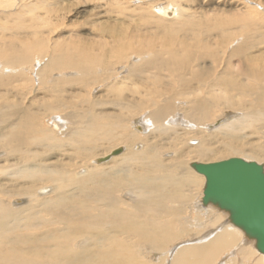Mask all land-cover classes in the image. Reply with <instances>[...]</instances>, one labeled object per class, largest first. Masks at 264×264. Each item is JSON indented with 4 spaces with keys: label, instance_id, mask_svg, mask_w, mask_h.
I'll list each match as a JSON object with an SVG mask.
<instances>
[{
    "label": "rangeland",
    "instance_id": "374dc122",
    "mask_svg": "<svg viewBox=\"0 0 264 264\" xmlns=\"http://www.w3.org/2000/svg\"><path fill=\"white\" fill-rule=\"evenodd\" d=\"M168 1L0 0V82L2 83L0 86V107H2L0 115H6L4 119H0L1 137L4 139L5 134H9L11 126L15 128L18 126L14 131L19 132L17 140L11 145L14 147V154L10 153L7 156L6 148L0 147V159L2 160H0V164L6 168L0 174V182L4 183V187H9L10 175L8 173L14 167L22 170L29 167L31 170L30 173L28 170L22 171L17 176L21 189L28 187L35 180L50 181L37 186L36 189L42 188L39 191L35 189L32 197L24 193L26 191H22L19 196L10 194L4 196L7 208L10 209V216L0 222V264H63L62 256L55 254L59 248L67 247L63 240H68L69 245L72 244L70 247L78 245L77 250H80L76 254L77 260L74 254L66 256V264H76V262L84 264L86 261H89L90 264H97L93 258L101 254L100 244L92 241L87 233L78 234L74 239H70L71 235L68 231L75 229L77 224L69 220L67 213L57 214L55 212L63 211L64 209L59 207L65 202H71L78 204L81 212L92 213L88 207L91 202L86 200V207L80 199H77L79 196L70 198L72 192L80 191L93 197V195H99L100 192L105 191L112 194L116 206L127 211L129 210L128 206L133 211L134 207L142 204L137 200V193L133 190L132 178L125 174L127 171L125 166L128 165L126 158L119 156L109 161L111 157L105 163H95L97 158L106 156L117 147L125 149L128 144L98 141L101 146L95 150V155L76 154L75 145H72L73 142L70 139L71 130L73 127L80 126L83 117L82 123L90 115H126L123 123L125 125L113 129V132L119 133V129H125L123 132L126 134L138 133L141 138L138 134L135 135L136 139L139 138L134 143L136 151H143L150 141L151 144L160 147L158 156L153 157L154 159L144 155V159L142 155L140 158L137 157L138 164H136L135 171L141 174L137 183L143 182L147 187H149L148 184L152 185L155 182L159 185L160 181L149 178V174L153 173V176L158 180L166 174L169 168H173L174 164L179 177L184 179L187 175L192 177L194 175L197 179L191 185L181 184L179 195L183 198L175 201V206L181 205L179 212L175 213L173 208H170L158 215L159 220L156 222L158 223V233L152 228L140 226L145 221V211L136 214L140 215L136 220L131 221V225L136 229H142L136 230L141 237L132 235L127 244L132 256L131 264H169L172 250L177 246L189 243H197L202 246L203 244L199 243L200 240L212 234L224 223H228L225 213L212 205H207V210H204L201 198L205 180L203 176L189 167V163L193 161L214 162L231 157H241L264 164V121L255 125L257 129L255 126H251L236 132L235 138L232 140L223 134L225 128L217 127V124L229 121L234 116H240L239 108H226L216 101V104H212L204 110L201 108L196 110L200 121L196 123L190 119V112H195L193 111L194 102L199 103V101L193 97H191L193 102L180 97L175 99L174 103L171 101L174 106L171 113L173 116L171 126L165 125L162 132L152 131L151 122L146 119L155 106L141 103L142 99H146L144 94L142 95L144 93L142 90H144V86L149 85L146 75L153 74L149 70L152 68V64L166 59H172L170 61L174 63L176 60L181 61V55L174 58L168 55L166 42L177 45L182 37L188 36L189 38L197 35L195 33L208 34L205 41L209 45V49L206 51H213L210 56L212 60H215L214 54L218 58L216 63H211L212 60H208L203 64L211 71V74L214 69L217 72L230 69L229 71L234 74L240 68L246 69L247 65L242 68L240 61L229 55L233 46H238L246 41L245 50L248 53L250 51L254 53L250 52L247 55H251L257 60L254 61V68L255 70L259 68L256 71L264 75V0H179L178 4L187 14L182 19L177 18L170 23L162 20H171L168 19L169 17L154 13L153 9L155 3L166 5ZM185 19L189 21L183 22ZM181 23L186 24L182 26ZM178 26L180 29L177 28ZM249 43L251 48L248 46ZM155 49L156 51H153ZM247 51L244 53L246 54ZM140 52H143V57L138 54ZM157 52L160 55L157 56ZM147 54H153V58ZM67 55L72 60V66L65 62L68 59ZM156 56L159 60H155L153 63ZM79 62L84 68L76 67ZM94 63L95 65H93ZM164 73L166 74V71ZM222 86L224 91L229 88V85L224 83ZM138 89L141 95L138 93ZM132 90L137 92L134 93ZM159 96L162 97L160 94ZM156 98L158 97L155 95L154 101ZM160 98L158 102L162 105L163 102ZM205 110L210 111L209 116H202L206 115ZM181 116L183 117L181 118ZM54 120L61 127L59 130L51 129L50 123ZM137 120L144 122V125H138L140 126L139 130L133 126ZM11 122L13 125L10 124ZM21 122L23 123L19 127ZM38 128H43L44 134L48 132L47 139H42V132ZM225 141L226 143H224ZM66 142L67 144H65ZM145 143L147 144L145 145ZM208 143L210 144L208 145ZM232 144L240 145L242 151L222 150ZM200 145L209 149L207 156L200 158L196 156L195 151ZM73 154L77 156L75 157ZM153 160L158 163V167L151 165ZM108 161L109 163H106ZM5 163L6 165H4ZM32 164L38 165L35 168L36 171H32ZM41 166L49 168V171L41 172L39 170ZM58 168L63 169L64 173L61 171L59 173L61 177L66 178L68 175L69 178L76 180L77 187L64 195L66 197H63V200H68L62 204L57 198L55 202L36 205L35 200L43 197L41 195H54L50 193L53 192L52 189L56 185L51 184L50 179L58 177ZM54 169L56 173L53 171ZM177 185L174 184L175 189ZM165 190H169V194L177 193L173 189ZM147 197L146 205L156 203L157 198L153 194ZM25 198L28 202L24 200ZM12 199H15L13 203H11ZM169 200L170 198L167 199V204L172 206L174 203H170ZM32 202H34L33 208ZM11 204L21 207H13ZM26 204H28L27 207L23 206ZM174 208L175 211L178 210L176 207ZM217 213H221L225 218L222 219ZM60 217L65 219L62 220ZM147 220L153 221L152 219ZM66 224L68 231L62 238L60 232L66 231L63 230ZM169 227L171 230L168 233L164 229ZM48 229L56 230L57 238L55 240L48 239ZM243 239H246L244 235ZM197 244L194 245L198 246ZM233 248L232 253L236 247ZM258 254L260 253L255 250L251 257L256 258L259 256ZM227 256L228 252L222 254L221 258L225 259ZM193 260L196 262L197 258ZM236 260L237 258L234 264Z\"/></svg>",
    "mask_w": 264,
    "mask_h": 264
},
{
    "label": "bare ground",
    "instance_id": "6f19581e",
    "mask_svg": "<svg viewBox=\"0 0 264 264\" xmlns=\"http://www.w3.org/2000/svg\"><path fill=\"white\" fill-rule=\"evenodd\" d=\"M186 1H188V0H186ZM178 3H179V0H170V1H168V3L166 5H160V4L155 3L153 5V9L155 10L154 13L156 12L158 14L169 17L168 19H171V20L162 19V20L167 21L169 23H170V21L177 19V18L182 19V17L187 13H185V10ZM181 19H179V20H181ZM164 21H163V23H164ZM188 21H187V19H185L183 22H188ZM174 22H176V21H174ZM185 24L186 23H183L182 26H185ZM164 26H166V25H164ZM177 28H179V26ZM201 28L203 29V27H201ZM223 28H224V26H223ZM221 29H222V27H221ZM222 32H223V30H222ZM195 34H197V35L190 36L189 38H188V36L182 37L177 45L176 44H169V42H166V46H167L166 51L168 52V55L170 57H173V58L179 57L181 55V58H180L181 61L176 60V62L174 63V62L170 61L172 59H166V60H162V62L155 63V64L151 65L152 68L149 70H151L150 73L153 72V74H151V75L147 74L146 75V81H148L149 87L144 86V90H142V91H144V93H142V95L144 94L146 99H142L141 103H147L149 106H153V107L155 106V108H152L150 114L148 115L149 117L147 116L148 119H146V121L151 122L152 131L153 130H157L159 132L164 131L165 125L171 126V124H172L171 122L173 121V119H172L173 116L171 113L174 110V108H173L174 107L173 106L174 100L177 98H180V97H184V99H187V100L193 102V100L191 98V97H193V98H196V100H198L199 103L194 102L195 105L193 107V111H195V112L194 113L190 112V115H191L190 119L197 123L199 121V116H197L196 110L198 108H201L204 110L206 107L208 108L212 104H216L217 103L216 101H218V102H220V104L226 106V108L227 107L228 108H230V107L231 108H239L238 111L241 112L240 116H238V117L234 116V118L230 119L229 121L220 122L219 124H217V127H220V128L224 127L225 129H224L223 134L226 137H228L229 139L233 140L235 138L236 132L242 131V130L249 128L251 126L253 127L258 122L264 121V103H262V102H264V75L256 71L259 68L256 70L254 68V66H255L254 61H257V60H255V58L252 57L251 55H247V54H250V52H252V51H250L248 53V51L245 50L246 49L245 46L247 47V44L245 45L246 41H244V42L240 41V42H242L241 44L239 43L240 45L233 46L234 48H232V50H230V54H229L231 57L237 58V61H240L239 63H240V66L242 68H243V66L247 65L246 69L243 68V70H242L240 68L239 71H237L235 74L232 73L231 71H229L230 69L226 70V71L222 70V71H218V72L214 69L213 70L214 72L211 74L210 73L211 71H209L203 65L208 60H212L210 58V56L212 55L213 51L212 50L206 51V49H209V47H208L209 45L205 41V38L208 34L207 33H202V34L201 33H195ZM220 37H222V36H220ZM221 39H223V37ZM167 40H168V38H167ZM226 42H227V40H226ZM248 46L250 47V43ZM123 47H124V45H123ZM120 49H121V47H120ZM153 51H156V49ZM245 51H247L246 54L244 53ZM167 52H165V53H167ZM179 52H182V54H184V55L179 54ZM145 53H146V51H145ZM158 53L159 52H157V56L160 55ZM23 54H25V53L23 52ZM119 54H120V52H119ZM138 54H140V56L142 55V57H143V52H140ZM147 55H150V54H147ZM154 55H155V53H154ZM91 56H89V57L92 58ZM169 56H167V57H169ZM67 58L68 59H66L65 62L68 64H71V66H72V60H70L69 56ZM150 58H153V54L150 55ZM214 59L215 60H212L211 63H216V61H218V58L215 54H214ZM155 60H159V58L157 57L152 62L154 63ZM62 62H64V61H62ZM224 62H226V61H224ZM95 63L97 64V62H95ZM95 63L93 65H95ZM141 64H142V62H141ZM76 65H77L76 67H79V66H81V63L79 62ZM132 66H134V65H132ZM0 67H1V65H0ZM81 67L84 68L83 66H81ZM81 67H79V68L82 69ZM152 69H155V70H152ZM164 71H166V74L164 73ZM143 72H144V70H143ZM130 75H131V73H130ZM136 76H138V75H136ZM87 77H89V76H87ZM165 77H166V79L167 78L168 79L165 80L164 79ZM105 78H106V76H105ZM144 80H145V77H144ZM223 83L226 85H229V88L225 89V91H224V88L222 86ZM131 84H132V82H131ZM1 85H2V83L0 82V86ZM122 87H123V85H122ZM132 91L134 93L137 92L136 90L135 91L132 90ZM156 92L159 93L160 95H162V97L160 98L159 94H157ZM138 93H139V89H138ZM155 95L158 98H156L154 101ZM159 98L163 102L162 105H161V103L159 104V102H158ZM171 101L173 102L172 104H171ZM117 102L118 101H116V103ZM114 105H117V104L114 103ZM130 107H131V105H130ZM121 108L124 109L123 107H121ZM1 109H2V107H0V110ZM190 111H192V109H190ZM209 112H210L209 110L208 111L205 110L206 115H202V116H209L208 115ZM175 114H177V113H175ZM5 116L0 115V119H4ZM182 117L183 116H181V118ZM125 118H126V115H115L114 114V115H90V117L85 119L83 121V123H82V119H81L80 126L78 125L75 128L73 127V130H71L72 135H71L70 139H71V142H73V144L71 142L70 143L72 145H75L74 148H76V151H77L76 154L77 155L80 154L82 156H87V155L93 156V155H95V150L99 146H101V145H99L100 142H98V141H101L102 143H103V141H107V142H110L111 144H119V143L128 144V146H126V147L123 145L125 147V149L122 147L123 148L122 152L120 154H118V156L112 157L109 161H111L112 159L117 158L119 156L127 159L128 165L125 166V168L127 170L125 172V174L132 178V181H133L132 187L134 188V189L133 188L132 189L134 190V192L137 193V200L140 203H142L141 205L134 203V204L138 205V207L135 208L133 206L134 209L132 211L131 208L127 204H125L129 208V210L127 211L122 207L116 206L115 199H113L114 197L111 196L112 194H108L105 191L100 192L99 195H93L94 200H93L92 196H88V194L81 193L80 191L72 192L70 198H75L76 196H79V198H77V199H80L81 202H83L86 207H87L86 200L91 202V203H89L88 207L90 208L92 213L88 214L86 212H81L79 210L78 204H74L71 202H65L68 199L63 200V197H66L64 195L69 190L72 191L73 188L77 187V185H76L77 182H76V180L69 178L68 175L67 176L65 175L66 178H62L63 176L61 177V175L59 173H60V171H61V173H64V172H63V169H59V168L57 169L58 170V172H57L58 177L55 175L56 178L53 179L50 176L51 177V179H50L51 184L54 183L56 185V187H53V189L51 188L53 192L50 194H54V195L45 196V194H44V195H41L43 197L37 198L35 200V203H37L36 205L48 204L51 202H55L57 198L60 199V201H61L60 204H62V202H65L64 205L59 207L60 209H64V210L59 211V212L55 211V212L57 214H60L61 212L67 213L69 220H72L75 224H77V227L71 231H68V227L66 224L63 228V230H66V231L60 232L61 237L63 238L67 231L71 235L70 239H74L76 235H78V234L81 235V233L82 234H86V233L89 234L90 239L92 241H95L96 243H99L101 246V251H100L101 254L96 255L93 258L97 264H131L132 256L130 254L129 246L127 244L129 243L132 235H135L137 237L138 236L141 237L136 230L142 229V228L136 229L135 227H133V225H131V221L136 220L137 216L140 215V214H138V215H136V214L139 212L145 211L146 214L145 213L144 214L146 215V218H145V221L143 223H141L140 226L143 228L147 227V228H152L154 230H157L158 223H156V222H157V220H159L158 215L160 213L165 212V210L170 209V208H173L175 213L180 211L181 205L178 204V206L177 205L175 206V201L177 199L181 200L183 198L182 196L179 195L181 184L184 183V185H191L192 183H194L197 180L194 175H193V177L191 175H187L186 178H184V179L181 178V176L179 177L177 175L178 171L176 172L177 169L174 168L176 165L174 164L173 168H169L167 170L166 174L162 178H160V179L158 178V180L155 176H153V173L149 174V178L155 179V181H160V183H159L160 186L157 185L156 182L153 183L152 185L148 184L149 187L145 186V183H143V182L137 183L140 180L139 175H141L135 171V168L137 166L136 164H138L137 157L140 158L144 155L147 158L148 157H151V158L155 157L156 158L158 156V152H159L160 147L158 145L151 144V141H150V144L145 143V145L146 144L147 145L143 151H136L135 150L136 144H134V143L137 141V139H139V138L136 139V137H135V135H137L138 133L133 134V135H132V133L126 134L123 132V130L125 131V129H123V130L119 129L118 130L119 133L113 132V129H116L119 127L121 128L125 125V124L123 125V123L125 122V120H124ZM167 118H169V119H167ZM128 121H130V120H128ZM176 121H178V120L176 119ZM22 123L23 122L19 123V127L21 126ZM10 124L13 125V122H11ZM50 124H51V129L59 130L61 128V127H59V125L57 124V122L55 120L52 121ZM142 124L144 125V122L142 120H137L136 124H134V125L132 123V125L138 130L140 128V126H138V125H142ZM145 125H146V123H145ZM149 125H150V123H149ZM61 126H62V124H61ZM173 126H176V125H173ZM197 126H196V128L199 127V126L198 127ZM256 127L257 126H255V129H257ZM17 128H18V126H16V128L14 126H11L9 128V134H5L4 139L1 137V131H0V147L6 148V155L7 156H9L10 153L14 154L13 153L14 147H12L11 145L14 141L17 140V135L19 132L16 133L14 131ZM38 129H39V131L42 132V139L46 138V136H47L46 134L48 132L46 134H44L45 130L43 128H38ZM195 130H197V129H195ZM50 133H49V135H50ZM194 133H198V132H194ZM142 137H144V136H142ZM140 138H141V136H140ZM142 139L144 140V138H142ZM208 140H210V139H208ZM224 143H226V141ZM240 143H242V142H240ZM65 144H67V142ZM76 144H77V146H76ZM209 144L210 143H208V145ZM80 145H82V146L80 147ZM225 145H227V144H225ZM200 146L195 151L196 156L199 158L207 156L209 154V149L207 147H204V146L200 147ZM68 147L69 146H67V148ZM132 148L134 150H131ZM222 150L229 151V152H231V151H234V152L235 151H242V147L238 144H236V145L232 144V145H230V147H226ZM72 152H73V150H72ZM160 153H161V151H160ZM258 153H260V152H258ZM255 154H256V152H255ZM144 156L142 157L143 159L145 158ZM252 156H253V154H252ZM7 159H9V158L7 157ZM14 160H15V158H14ZM109 161L106 163H109ZM6 163L4 165H6ZM190 163H189V167L191 169H193L190 166ZM12 164H14V163H12ZM178 164H179V162H178ZM151 165L154 167L159 166L155 160H153L151 162ZM92 166H93V164H92ZM36 167H38L37 164H35V165L32 164V171L33 170L36 171V169H35ZM4 169H6V168L0 164V174L5 171ZM55 169L53 171H55ZM27 170L29 173L31 172L29 167L26 170L16 169L14 167L12 169V171L8 173L10 175L9 176L10 177L9 187H4V183L0 182V222L2 221V219H5L6 217L10 216V213H9L10 209L8 210V208H7V205L5 202V197H4L5 195L10 194L12 196H19L22 191H26L24 193H27L30 197H32L37 186H39L40 184L43 185V184H46L47 182H50L48 180L43 181L41 179L35 180V181L31 180L32 183H30V185L28 187L26 186V188L21 189L20 186L18 185L17 176L19 175V173H22V171H27ZM39 170L44 173V172H48L49 168H45V167L41 166ZM34 173H36V172H34ZM55 173H56V171H55ZM53 174H52V176H53ZM47 175H48V173H47ZM33 176H34V174H33ZM201 176H203V175H201ZM77 179H82V178H77ZM174 184H178L176 189H175ZM41 188L42 187H39L38 189H36V191L37 190L39 191V189H41ZM148 188H151V189H148ZM165 189H167V190L173 189V191L177 192V193L169 194V192H168L169 190L166 191ZM41 192H42V190H41ZM41 192H40V194H41ZM150 194H153L157 198V201L153 205H146V200L148 199L147 196ZM38 195H39V193H38ZM38 195H36V196H38ZM81 198H83L84 200H82ZM169 198H170V200H169L170 203H172V204L174 203L172 206L167 204V199H169ZM26 199L27 198H25L24 200L26 201ZM13 200H15V199H12L11 203H13ZM26 202H28V200ZM33 204H34V202H32V208L34 207ZM11 205L13 207H21V206H17V205H13V204H11ZM23 206L27 207L28 204L23 205ZM174 207H176L178 210L175 211L176 209ZM204 210H207V207L206 208L204 207ZM210 213H212V212H210ZM217 214L220 215V217H222V219L225 217L227 219L226 213H225V217L222 216L221 213H217ZM207 215H210V214H207ZM60 219L63 220L65 218L60 217ZM147 219H152L154 222L148 221ZM164 230H167L169 233L170 232L169 230H171V229L169 227V228H166ZM156 232L158 233L159 231L157 230ZM113 233H115V234H113ZM242 234L243 233L241 232L240 229L234 227L233 225H231L229 223H227V224L224 223L219 229L213 231L212 234L204 237V239L199 241L200 244H203L202 246H199L197 243H194V244H197L198 246H195L194 244H191V243L177 246L174 250H172V253L170 255L169 264H234V261L236 258H237V260H236L235 264H264V255L263 254H261V253L258 254L259 256H257L256 258L251 257L256 250L255 248H253L254 247L253 241L252 240L249 241L248 239L247 240L243 239ZM56 236H57L56 230L54 231L53 229H48V239L49 240H51V241L55 240L57 238ZM63 241L65 242L67 247H64V249L59 248L58 250H56V252H55L56 256H62L63 264H66L65 263L66 262L65 257L68 255H71V254H74V257L77 260L76 254L80 251V250H77L78 245L77 246L73 245L72 247H70L72 244L69 245L68 240H63ZM233 247H236L234 250V253H232V251H231L232 249H234ZM252 249L254 250V252ZM226 252H228V256L226 258L224 257L225 259H222L221 255L226 253ZM229 255L230 256L232 255L231 258H228V257H230ZM194 258H197L196 262H194V260H193ZM76 264H78V262H76ZM84 264H90V262L86 261Z\"/></svg>",
    "mask_w": 264,
    "mask_h": 264
},
{
    "label": "water",
    "instance_id": "95a60500",
    "mask_svg": "<svg viewBox=\"0 0 264 264\" xmlns=\"http://www.w3.org/2000/svg\"><path fill=\"white\" fill-rule=\"evenodd\" d=\"M122 150L117 147L95 163L105 162ZM190 166L205 179L202 206L210 204L226 213L228 223L240 229L264 255V165L231 157L214 162L194 161Z\"/></svg>",
    "mask_w": 264,
    "mask_h": 264
},
{
    "label": "crops",
    "instance_id": "0c3cea01",
    "mask_svg": "<svg viewBox=\"0 0 264 264\" xmlns=\"http://www.w3.org/2000/svg\"><path fill=\"white\" fill-rule=\"evenodd\" d=\"M220 258V257H219Z\"/></svg>",
    "mask_w": 264,
    "mask_h": 264
}]
</instances>
